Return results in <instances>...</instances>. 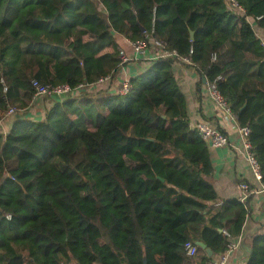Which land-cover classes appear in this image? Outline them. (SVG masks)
Here are the masks:
<instances>
[{"label":"trees","instance_id":"16d2710c","mask_svg":"<svg viewBox=\"0 0 264 264\" xmlns=\"http://www.w3.org/2000/svg\"><path fill=\"white\" fill-rule=\"evenodd\" d=\"M235 1L244 14L228 0H0V121L56 103L0 134V264H204L186 243L231 247L248 203L217 205L173 65L193 66L248 129L264 186V44L247 20L264 30V0ZM116 36L177 57L152 60L126 96L101 97L98 82L124 67ZM33 81L71 90L35 96ZM247 264H264V234Z\"/></svg>","mask_w":264,"mask_h":264},{"label":"crops","instance_id":"0c3cea01","mask_svg":"<svg viewBox=\"0 0 264 264\" xmlns=\"http://www.w3.org/2000/svg\"><path fill=\"white\" fill-rule=\"evenodd\" d=\"M251 24L254 20L247 19ZM256 24V23H254ZM256 36L264 41V30L255 25ZM121 50L133 59L130 64L121 68L113 83L100 85L101 90H106L101 97L117 94L119 85L124 79L136 77L146 71L150 62L155 59V49L149 47L143 54L135 55L129 41L116 36ZM173 72L176 82L183 93L189 115L190 126L198 122H206L217 127L228 138L229 144L224 147L212 148L209 145L208 151L212 164V174L208 181L213 186L218 197V202L237 201L241 194L240 184L247 183L252 189L260 190L259 184L253 177L250 165L246 161L241 145L238 126L235 120L226 112L219 110L216 103L202 83V76L184 61L176 62L173 65ZM55 101L37 99L27 111L17 116H5L0 121V134L6 135L15 119L30 118L39 120L46 112L55 107ZM248 214L245 218L240 236L232 239L231 247L224 253L227 258L226 264H247L251 253L252 241L256 235L264 234V192L258 191L248 195ZM245 202V203H246ZM220 256H212V260ZM193 258L190 264H199Z\"/></svg>","mask_w":264,"mask_h":264},{"label":"built area","instance_id":"2783aa9c","mask_svg":"<svg viewBox=\"0 0 264 264\" xmlns=\"http://www.w3.org/2000/svg\"><path fill=\"white\" fill-rule=\"evenodd\" d=\"M228 5L231 10H233L237 14H244V11L238 6L235 0H228ZM248 19V18H247ZM129 45L131 46L133 52L135 55H141L146 51V43L145 42H129ZM153 48L155 49V59L158 58H166V57H177L174 53H170L164 50V45L162 42L158 41H152ZM120 59L122 62V65L125 67L127 64H130V62L133 60L132 58L128 57L123 51L120 52ZM122 66V67H123ZM109 80L104 79L99 81L98 83H107ZM33 87L35 89V96L40 97H61L63 95H67L70 93V88L67 85L57 86V87H43L39 85L37 82L33 81ZM130 84L128 83L127 79H124L121 82V85L119 87V90L117 94L126 96L130 92ZM206 90L208 92V95L212 97L214 102L216 103L219 110H222L226 112L228 115H231L227 105L219 95V93L216 91L214 85H207ZM15 109L10 108L5 116H13ZM233 118V117H232ZM198 135L201 137L203 141L207 143L212 148H218V147H224L229 144L228 138L226 135L222 133L221 130H219L217 127L210 125L206 122H198L193 127ZM241 145L243 148V153L246 158V161L250 165V168L253 173V177L255 181L259 184L260 190H257L255 188H251L247 183H241L240 184V190L241 194L238 197L237 201L241 204H244L246 202V199L248 195L257 193L258 191L264 192V186L261 184V174L259 171V167L250 152V145L247 141L248 136V129L247 128H238ZM220 205L221 202H217V205ZM184 249L186 251L187 256L193 258L197 255V246L194 244L188 242L184 245ZM227 258L224 254H222L218 259L216 260H209L205 262L204 264H226Z\"/></svg>","mask_w":264,"mask_h":264},{"label":"water","instance_id":"95a60500","mask_svg":"<svg viewBox=\"0 0 264 264\" xmlns=\"http://www.w3.org/2000/svg\"><path fill=\"white\" fill-rule=\"evenodd\" d=\"M190 38L193 39L192 33H190ZM202 81L204 84L206 83L205 78L203 76H202ZM196 246L199 247L201 250H203L208 258L212 257V252L203 243L197 242Z\"/></svg>","mask_w":264,"mask_h":264},{"label":"rangeland","instance_id":"374dc122","mask_svg":"<svg viewBox=\"0 0 264 264\" xmlns=\"http://www.w3.org/2000/svg\"><path fill=\"white\" fill-rule=\"evenodd\" d=\"M252 25H253V28L255 29V28H256V26H255L256 24H254V23L252 22ZM255 30H257V29H255ZM262 43L264 44V41H262ZM121 82H122V81H121ZM103 84H106V83H102L101 85H103ZM120 85H121V83H120ZM120 85H119V86H120Z\"/></svg>","mask_w":264,"mask_h":264}]
</instances>
